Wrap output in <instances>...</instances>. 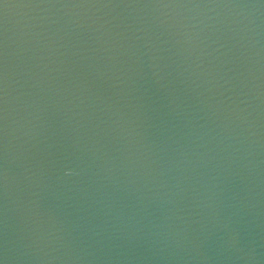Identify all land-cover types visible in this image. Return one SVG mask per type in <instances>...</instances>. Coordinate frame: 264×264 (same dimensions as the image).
I'll use <instances>...</instances> for the list:
<instances>
[{
	"label": "water",
	"instance_id": "obj_1",
	"mask_svg": "<svg viewBox=\"0 0 264 264\" xmlns=\"http://www.w3.org/2000/svg\"><path fill=\"white\" fill-rule=\"evenodd\" d=\"M0 264H264V0H0Z\"/></svg>",
	"mask_w": 264,
	"mask_h": 264
}]
</instances>
